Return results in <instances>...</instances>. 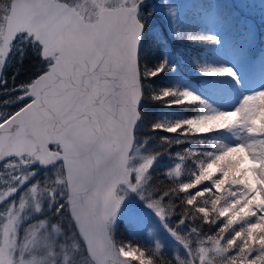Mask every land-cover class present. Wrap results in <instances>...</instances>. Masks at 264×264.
<instances>
[{
    "label": "rangeland",
    "instance_id": "obj_1",
    "mask_svg": "<svg viewBox=\"0 0 264 264\" xmlns=\"http://www.w3.org/2000/svg\"><path fill=\"white\" fill-rule=\"evenodd\" d=\"M219 1L220 9L217 0H152L142 4L141 18L148 36H160L161 54L169 74L166 86L177 93L188 91L200 99L182 102L184 97L180 95L170 98V105L182 112L171 130L181 127V133L192 132L202 145V153L196 151L200 154L196 159L200 172L191 185L199 187V181L204 185L212 183L214 188L208 191L214 198L212 207L219 206L224 214L248 217L244 215L255 208L264 209V161L254 159L255 149L250 147L264 139V0ZM209 36L216 37V41H208ZM28 54H32L31 49ZM24 57L16 49L11 51L0 71V80L6 65H18ZM223 67L231 68L236 75H212L205 71ZM244 97H250L246 107L240 105ZM0 113L8 114L2 104ZM151 145L150 140L135 137L126 180L115 192L118 208L107 223L108 241L112 244L107 241L99 264H123V254L117 250L121 243L114 237L121 225L132 239L144 240L154 250L159 245V254L170 253L175 259H187L189 250L173 231L184 240L191 239L193 249L198 246L200 238L171 214L170 206L162 200L164 194L159 195L148 184V171L157 158ZM11 160L16 161V166L5 172L12 175L0 179V241L5 231L9 240L17 237L16 248L22 257L18 264H84L79 262L83 244L64 216L66 188L60 164L32 166V159L26 155ZM179 171L178 162H168L167 175L177 177ZM241 183L243 189L239 187ZM15 188L18 189L13 192ZM196 193L206 198L204 189ZM245 195L253 196V206L244 202ZM150 203H157L168 215L161 218L154 208L148 207ZM40 220H47L43 230ZM249 227L264 233V216ZM140 264L149 262L142 258Z\"/></svg>",
    "mask_w": 264,
    "mask_h": 264
},
{
    "label": "snow or ice",
    "instance_id": "obj_2",
    "mask_svg": "<svg viewBox=\"0 0 264 264\" xmlns=\"http://www.w3.org/2000/svg\"><path fill=\"white\" fill-rule=\"evenodd\" d=\"M141 7L142 0H0V71L14 49L20 52L21 58L31 49L39 62L34 78L7 90L18 93L14 101L0 99V104H18L17 112H24L39 101L35 119L26 116L12 132L4 127L5 121L12 120L17 112H10L6 116L0 113V139L15 142L46 130L61 141L70 139L80 142L81 155L89 157L91 147L83 138L90 134L103 135L107 130V116L112 114L110 110L118 108L126 99L139 101L142 78L155 76L164 70V63L155 69H141L139 66L138 43L144 27ZM206 39L215 42L217 38L209 36ZM205 71L212 75H236L228 67ZM45 77H49V81L42 92H37L36 85ZM177 95L184 97L182 102L200 100L188 91L177 93L169 89L156 98ZM249 99L244 97L240 105L246 107ZM238 139L247 143L243 138ZM250 147L255 149L253 158L264 161V139ZM64 150L59 141L49 143L50 153ZM12 154L0 150V179L6 174L12 175L5 172L16 166V161L10 159ZM16 155L19 157L20 153ZM36 163L48 165L47 161L34 160L32 166ZM239 187L243 189L244 184L241 183ZM17 189L12 191L16 192ZM157 203H150L148 207L154 208L161 218L166 217L168 214L157 207ZM173 212L174 208L171 214ZM250 215L252 219L233 217L235 224L228 222L225 227L223 223L214 234L199 236L195 249L191 247V239L184 240L173 231V235L189 250L187 259L176 258L177 264H264V233L254 232L249 227L264 216V209L257 207ZM205 222L210 221L205 218ZM216 222L211 221L213 224ZM237 224L240 225L238 230L232 227ZM40 225L43 230L47 220H40ZM229 228L233 229L230 231L232 234L226 238L223 234L229 233ZM192 231L198 232L197 229ZM17 243V237L9 240L8 231L3 233L0 264H18L22 257L16 248ZM108 244L111 245L112 241L109 240ZM99 245L104 250L102 241ZM60 247L64 246L61 244ZM117 250L123 254L120 256L123 264H133V261L140 264L142 258L147 259L149 264H171L162 257L157 260L159 245L155 250L145 251L130 244H121Z\"/></svg>",
    "mask_w": 264,
    "mask_h": 264
},
{
    "label": "trees",
    "instance_id": "obj_3",
    "mask_svg": "<svg viewBox=\"0 0 264 264\" xmlns=\"http://www.w3.org/2000/svg\"><path fill=\"white\" fill-rule=\"evenodd\" d=\"M159 37L158 34L148 36L144 26V33L138 53V62L141 69H155L161 63H164L161 54L162 42ZM171 45H173L172 42ZM34 59L32 54H28L25 55L23 61L18 65L5 66L4 72L1 75L3 83H0V99L15 100V96L18 93H9L7 90L15 89L17 85L22 83L26 84L30 80L28 79L29 77H34L37 74L38 64L36 65ZM167 72L168 69L164 67V70L157 75L145 77L141 80L142 101L139 106L140 121L135 130V137L150 140L152 142L151 147L153 146L152 154L157 156L148 171V184L153 186L159 195L164 194L162 195V200L170 206L171 213L174 208L173 215L178 217L179 221L183 220L185 225L191 227L192 235L200 238L199 236L214 234L223 223L225 227H227L228 222L235 224L233 217H236L237 214L231 212L224 214L221 212L219 206L214 205L212 207L213 202L211 200H214V198L208 195V191L214 188L212 183L206 182L207 185H204L203 183L200 184L199 181V187L191 185L200 172L199 163L196 159H198L199 153H202V145L198 143L197 139H194L195 134L192 132L189 134L181 133V127L178 131L177 129L171 130V126L173 127V124H176L180 117H182V112L176 111L177 107L170 105L172 103L170 99L172 96L162 97L161 99L156 98L164 90L169 89L166 86L169 77ZM2 105L3 109L8 113H10L9 110L15 112L18 107V104L15 103ZM188 137L191 138V141H188ZM196 151H199V153ZM172 161L178 162L180 167L177 177L166 174L168 162L170 164ZM202 189L206 193L205 199L196 195V192H200ZM252 197L251 195H245L243 197L244 202H248L247 204L253 206L254 199ZM62 204L66 207L63 202ZM251 206L249 207L250 209ZM64 214L66 220L70 223L66 208ZM213 215L216 216L214 217ZM249 215L250 213L244 216H248L251 219ZM205 218L210 222L204 223ZM213 220L217 222L215 224L211 223ZM232 227L238 230L240 225L237 224ZM193 229H197L198 232H193ZM232 230L229 228V233L225 232L224 236L226 238L230 237L232 234L230 231ZM114 237L121 244L130 243L145 251L154 250L153 246L144 240L132 239L127 229L122 225L115 230ZM81 253L82 260L79 262L91 264L84 250ZM159 257L170 261L171 264H177V260L170 253H160Z\"/></svg>",
    "mask_w": 264,
    "mask_h": 264
},
{
    "label": "water",
    "instance_id": "obj_4",
    "mask_svg": "<svg viewBox=\"0 0 264 264\" xmlns=\"http://www.w3.org/2000/svg\"><path fill=\"white\" fill-rule=\"evenodd\" d=\"M149 1L151 0H142V2ZM141 37L142 33L138 49ZM49 79V77H45L44 80L36 85L37 92L43 91ZM140 102L141 99L139 101L135 98L126 99L118 107H122L120 116H123L124 112V122L122 120V124L117 125L114 122V115L118 108L110 110L112 114L107 116L105 122L107 130L103 135L90 134L88 137L83 138L89 142V147H91L89 157L81 155L80 142L77 143L70 139L61 141L59 137L49 134L46 130L39 131L34 136H26L15 142L0 139V150L13 153L10 159L17 157L16 153L19 152V156L27 155L32 158V161L44 160L48 162V165L56 160L63 161L61 166L67 190L66 204L68 215L92 264H99L107 246V222L118 208V200L115 194L117 186L123 183L127 177V163L134 142V128L140 118L138 112ZM38 105L39 101L24 112H18L12 120L5 122L4 127L15 132L16 126L21 124L26 116L35 119ZM19 118L20 120L16 121ZM52 141H59L61 148L65 150L55 154L50 153L48 146ZM102 151L106 157L105 165L103 166L105 174L101 173L100 176L103 175L102 180H97V185L92 191L93 178L97 174L96 169L100 163L99 158L102 157ZM110 158L113 159L114 164ZM36 164L40 167H46L41 166L39 163ZM112 164L117 167H113ZM98 186L99 188L102 186V189H99ZM101 241L105 245L104 250L100 248L99 242Z\"/></svg>",
    "mask_w": 264,
    "mask_h": 264
},
{
    "label": "bare ground",
    "instance_id": "obj_5",
    "mask_svg": "<svg viewBox=\"0 0 264 264\" xmlns=\"http://www.w3.org/2000/svg\"><path fill=\"white\" fill-rule=\"evenodd\" d=\"M124 106V105H123ZM122 108V107H121ZM121 108H118L117 109V112H115V115H114V122L118 125V124H122V120H123V118H124V112H123V116H120L121 114H120V111H122V109ZM123 110H124V108H123ZM126 112V111H125ZM20 120V118L19 119H17L16 121H19ZM123 122H124V120H123ZM78 143V142H77ZM106 154H107V152H106ZM71 156V155H70ZM101 158H99V160H100V163L98 164V168L96 169V171H97V174L95 175V177L93 178L94 179V181H93V187H92V191H94V187H95V185H97V180L98 181H101L102 180V176L105 174L103 171V166L105 165V161H106V157H105V155L103 154V151H102V153H101ZM110 160L113 162V164H114V161H113V159L112 158H110ZM71 164V163H70ZM112 164V165H113ZM110 167V166H109ZM112 167V166H111ZM113 167H115L114 165H113ZM117 167V166H116ZM115 167V168H116ZM117 171V170H116ZM101 173H103V175L102 176H100L101 175ZM98 185H102V184H98ZM102 187V186H101ZM99 188V186H98V188L99 189H102V188ZM98 192H100V191H98ZM97 193V192H96ZM104 208V207H103ZM102 209V208H101ZM104 210V209H103ZM97 216V215H96ZM100 217V216H99Z\"/></svg>",
    "mask_w": 264,
    "mask_h": 264
}]
</instances>
